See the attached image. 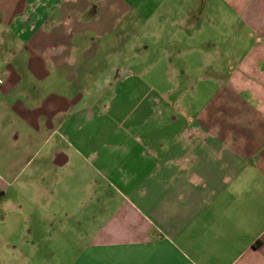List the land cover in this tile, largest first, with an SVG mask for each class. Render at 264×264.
I'll list each match as a JSON object with an SVG mask.
<instances>
[{"label": "crops", "instance_id": "crops-1", "mask_svg": "<svg viewBox=\"0 0 264 264\" xmlns=\"http://www.w3.org/2000/svg\"><path fill=\"white\" fill-rule=\"evenodd\" d=\"M219 1L165 51L204 102L158 110L131 2L0 0L5 264H264V0Z\"/></svg>", "mask_w": 264, "mask_h": 264}, {"label": "rangeland", "instance_id": "rangeland-1", "mask_svg": "<svg viewBox=\"0 0 264 264\" xmlns=\"http://www.w3.org/2000/svg\"><path fill=\"white\" fill-rule=\"evenodd\" d=\"M128 1L134 7L135 12L133 15H136L134 20L136 30L132 39L138 47V61L133 71L142 79L145 87L143 90V100L139 99L134 102H138V107L153 106L155 109L165 110V102L175 107L183 105V103L193 105V102L196 100L194 95L191 94H196L200 96L198 101L203 103L204 101L201 96L208 93V89H206L207 85L189 84V78H183L179 73L181 69L177 58L179 51L176 46L172 48L175 56L173 60H169L168 55L166 57L165 51L171 48L169 47L171 40H177V38L182 41L186 40L187 37H184L181 31L187 33V30L191 29L192 23L187 18L189 15H211V17H214L213 21L206 20L200 25V29L203 31L202 39L204 40L207 37H212L214 31L218 38H225V33L222 31L224 26H222L221 17L222 15L228 16L231 14L227 12L219 0ZM228 20H231L230 16H228ZM231 22L236 28L238 23L236 21ZM169 77L172 78L169 79ZM180 92L188 94L187 98L182 100V102L178 101ZM104 102L105 106L108 107L107 110L109 108L118 110L134 106L135 104L133 102V104L129 103L127 105L129 101L127 103L124 101L121 103L119 101H112L109 95L104 98ZM107 119L108 122L111 119L113 120V117L108 112ZM117 120L112 122H118ZM95 181L97 182V179ZM97 202L95 198L93 203ZM1 218L2 213L0 212V220ZM9 230L14 237L18 235L16 227L11 226L9 229H3L0 224V264H5V260L2 258V234H5L4 231L7 233ZM13 230L14 234H12ZM11 264H17V262L12 261Z\"/></svg>", "mask_w": 264, "mask_h": 264}]
</instances>
